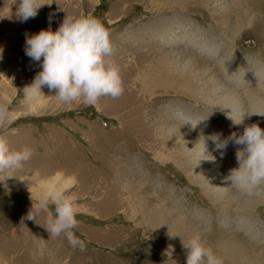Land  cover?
Segmentation results:
<instances>
[{"label":"rangeland","instance_id":"374dc122","mask_svg":"<svg viewBox=\"0 0 264 264\" xmlns=\"http://www.w3.org/2000/svg\"><path fill=\"white\" fill-rule=\"evenodd\" d=\"M41 2L46 4L35 18L20 22L14 0H0V103L14 114L0 136L10 148L32 152L21 169L7 177L0 173V264H186L187 250L179 252L184 247L177 235L185 243L199 236L207 245L210 238L232 234L257 259H225V264H264V202L247 206L249 196L225 181L229 169L238 167L236 147L229 143L221 156L206 141V155L213 160L201 156L203 141L198 144L201 134L221 133L224 139L242 132L243 124L234 125L231 117L264 129V0H188L178 10L160 7L163 0ZM81 12L109 30L123 94L102 97L95 107L62 104L47 86L26 94L24 88L42 70L40 62L25 55L26 34L49 26L55 31L66 13ZM160 20L164 28L157 33ZM165 32L175 33L180 45L162 43ZM197 39L207 43L204 51ZM174 51L185 55L176 66L183 67L193 92L164 98L157 91L140 98L136 86L167 72L155 64V54ZM237 78L243 84L236 89L231 80ZM181 113L193 124L200 120L201 133L184 124ZM57 175L70 181L65 188L75 198L74 232L85 242L83 251L73 249L63 235L51 237L43 213L26 218L31 194L37 200L46 183L58 184ZM260 187L255 195L264 194V184ZM135 192L145 199L135 198ZM237 194L243 202L236 209L230 197ZM169 213L161 228L160 220ZM240 221L253 227V239L237 227Z\"/></svg>","mask_w":264,"mask_h":264},{"label":"clouds","instance_id":"9594fccd","mask_svg":"<svg viewBox=\"0 0 264 264\" xmlns=\"http://www.w3.org/2000/svg\"><path fill=\"white\" fill-rule=\"evenodd\" d=\"M14 4L17 19L27 22L35 18L46 3L41 0H14ZM2 51L0 49V59ZM24 51L33 61L40 62L42 69L33 83L24 88L26 94H38L42 86H47L55 91V98L62 104L79 102L95 107L102 97L117 99L124 92L120 68L111 58L110 32L91 13H66L55 31L49 26L38 33L26 34ZM13 118L9 106L0 103V129L8 127ZM179 118L184 120V124L190 122L193 128L200 121L193 124L182 113ZM231 119L234 125L243 124V131L232 132L224 139L219 133L207 137L201 134L198 142L203 141L201 156L214 160L210 154L206 155V141L209 140L221 156L229 143L235 146L238 167L229 169L225 181H230V186L240 193L253 196L264 184V129L256 123L244 124L243 119ZM31 156L29 148L12 149L7 139L0 136V173L5 177L8 172L21 169ZM30 199L32 207L26 217L28 220H35L38 214L43 213L45 228L51 237L63 235L73 249H85L84 240L74 232L78 225L75 198L64 186L50 182L37 200L32 199V194ZM182 245L187 250L186 264H225V258L211 246H206L199 236L192 237L187 243L182 240Z\"/></svg>","mask_w":264,"mask_h":264},{"label":"bare ground","instance_id":"6f19581e","mask_svg":"<svg viewBox=\"0 0 264 264\" xmlns=\"http://www.w3.org/2000/svg\"><path fill=\"white\" fill-rule=\"evenodd\" d=\"M187 2H188V0H163V2L161 3L160 7L163 6L164 8H168L169 7L170 9L172 8V9L178 10L181 7V5L186 4ZM193 9L196 11L195 8H193ZM166 10H169V9H166ZM164 22H165V20H160L158 22L159 28H158V30H156L157 33H158V31H160L161 29L164 28V26H163L164 25ZM166 33L167 32H165V35L162 38H159V40L162 39V43L167 44V42L169 41V43H172V42L174 43V44H172L173 47H175L176 45L177 46L180 45L179 39L178 40L174 39L175 33L172 32L173 34H171V35L169 34L168 36L166 35ZM180 40H181V43H183L184 41L185 42L187 41L186 39H183V38H180ZM250 40H253V39L251 38ZM197 41L200 42V40H198V39H197ZM246 41H249V40H246ZM192 43H194V42H192ZM200 43L202 44L200 47L201 48L203 47L202 50L204 51V46L206 47V44L207 43L206 42H202V41ZM188 50H190V47H189ZM207 50H205V51H207ZM174 53L170 52V53H156L155 54V55H157V61L155 62V64L160 69H163L164 71H167V72L164 73L163 71H160L157 76L148 78L141 85H138L139 87L136 86L137 91L140 92V95H139L140 98H141V96H142L143 100H146L149 97L152 98V97H154V95H156L157 91H160V93H159L158 96L159 97H164V98L167 97V96H169V95L186 97V96H189L193 92V90L195 89V86L190 83V78L189 77H186V76H184L182 74L181 70L183 69V67L180 70V68L176 66L177 63H178V61L181 60L183 58V56H185V55H183V52H181V51H174ZM209 53L211 55H213V54L216 53V50L213 49V48L212 49L209 48ZM149 56L150 55H147V57H149ZM144 59H146V58H144ZM191 61H194V60H192V59L186 60V62L189 63V64L191 63ZM189 67H190V65H188V66H186L184 68L185 75H187L189 73V71H188V68ZM220 67L221 68H226V65H223V66L220 65ZM225 71H227V68L225 69ZM231 81L232 82L234 81L235 85L237 86L236 89L239 88V87H241L242 84H243V82H242V80L240 78H237L236 80L232 79ZM233 90H235V89L233 88ZM153 101H154V99H153ZM196 127H197V133H201V130L202 129H200V127H198L197 125H196ZM221 139H223L222 135H221ZM144 142H146V141L144 140ZM154 146H158V143L155 142ZM159 155H160V153L157 154L158 158H159ZM58 175L55 177V181L56 180H59L60 176H58ZM69 183H70V181L67 182V181H60L59 180V182H58L57 185H62L64 187H66V186L69 185ZM47 184L48 183H46L45 186ZM229 185H230V181H229ZM134 195H135V198H138L139 199V196H140V193L139 192H135ZM140 197L143 200L145 199L143 196H140ZM142 199L140 200V204H141V206H142V208L144 210H147L148 209L147 208L148 203L146 201L144 202ZM150 201H152V200H150ZM245 201H246L247 206L248 205H254L255 203H258L259 201L260 202H264V194L249 196V197L245 198ZM241 202H243V201H241V199H240V194L239 195L237 194L235 197H230V204L231 205H235V208L236 209L241 206V204H242ZM231 205L227 204L225 206V208H227L228 211H231L230 210ZM155 209L157 210L158 208L156 206H150V210H155ZM169 216H172L171 213L163 215L162 220H160L161 221L160 222V225H161L160 227L161 228H164L165 229ZM172 218H171V220H173ZM236 225H237V227L241 231L245 232V234H246L245 236L246 237L249 236L248 237L249 239H253V237L250 236L251 235V229L253 227L246 226V224L244 222H242V221L237 222ZM246 229L249 230L248 231L249 234L246 233ZM162 231H164V230H162ZM195 234L198 235L199 232H195ZM177 238L180 240V242H182V240L185 242V239H184L183 236L177 235ZM238 239H240V238L237 237L236 234H232V235L216 236L214 238H210L208 240L207 245L204 242L203 243L206 246H211L216 252H218L219 254H221L225 259H251V260L252 259H257V257L255 256V254H253V253H251L249 251V249L247 248L246 244L242 240H238ZM183 250H185V248L183 249L182 247H180L179 252H182Z\"/></svg>","mask_w":264,"mask_h":264},{"label":"water","instance_id":"95a60500","mask_svg":"<svg viewBox=\"0 0 264 264\" xmlns=\"http://www.w3.org/2000/svg\"><path fill=\"white\" fill-rule=\"evenodd\" d=\"M252 36H246V40H250Z\"/></svg>","mask_w":264,"mask_h":264}]
</instances>
